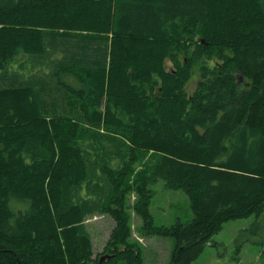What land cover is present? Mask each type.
I'll use <instances>...</instances> for the list:
<instances>
[{
  "label": "trees",
  "instance_id": "obj_1",
  "mask_svg": "<svg viewBox=\"0 0 264 264\" xmlns=\"http://www.w3.org/2000/svg\"><path fill=\"white\" fill-rule=\"evenodd\" d=\"M160 179L188 223L153 224ZM251 214L264 230V0H0V264H142L133 215L201 264Z\"/></svg>",
  "mask_w": 264,
  "mask_h": 264
},
{
  "label": "rangeland",
  "instance_id": "obj_2",
  "mask_svg": "<svg viewBox=\"0 0 264 264\" xmlns=\"http://www.w3.org/2000/svg\"><path fill=\"white\" fill-rule=\"evenodd\" d=\"M198 78V74H194L188 81L186 91L189 94L194 90ZM150 187L153 189V195L149 211L154 225L168 227L176 222L186 224L193 218L191 201L184 190L166 187L161 179ZM255 220V215L251 214L244 218L225 221L222 228L212 237L217 244H207L195 263L264 264L259 244V241L264 240V230L253 225ZM85 224L91 235L94 254L100 253L114 220L108 214H100L87 218ZM132 224V238L140 247L142 264H169L175 239L156 234L141 235L139 232L141 221L135 215ZM116 264L125 263L120 260Z\"/></svg>",
  "mask_w": 264,
  "mask_h": 264
},
{
  "label": "water",
  "instance_id": "obj_3",
  "mask_svg": "<svg viewBox=\"0 0 264 264\" xmlns=\"http://www.w3.org/2000/svg\"><path fill=\"white\" fill-rule=\"evenodd\" d=\"M110 258V254L106 253V254H103L99 257V261H103L105 259H109Z\"/></svg>",
  "mask_w": 264,
  "mask_h": 264
},
{
  "label": "bare ground",
  "instance_id": "obj_4",
  "mask_svg": "<svg viewBox=\"0 0 264 264\" xmlns=\"http://www.w3.org/2000/svg\"><path fill=\"white\" fill-rule=\"evenodd\" d=\"M104 254H106V253H104ZM101 255H103V254H101ZM101 255H100V256H101Z\"/></svg>",
  "mask_w": 264,
  "mask_h": 264
},
{
  "label": "crops",
  "instance_id": "obj_5",
  "mask_svg": "<svg viewBox=\"0 0 264 264\" xmlns=\"http://www.w3.org/2000/svg\"><path fill=\"white\" fill-rule=\"evenodd\" d=\"M95 252V251H94Z\"/></svg>",
  "mask_w": 264,
  "mask_h": 264
}]
</instances>
